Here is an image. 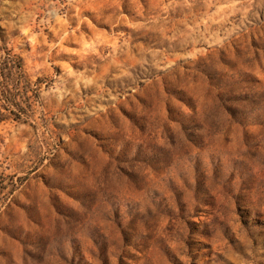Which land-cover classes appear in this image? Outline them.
Here are the masks:
<instances>
[{
  "label": "rangeland",
  "instance_id": "374dc122",
  "mask_svg": "<svg viewBox=\"0 0 264 264\" xmlns=\"http://www.w3.org/2000/svg\"><path fill=\"white\" fill-rule=\"evenodd\" d=\"M0 264H264V0H0Z\"/></svg>",
  "mask_w": 264,
  "mask_h": 264
}]
</instances>
